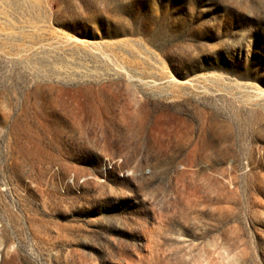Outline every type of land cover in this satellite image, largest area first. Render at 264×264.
I'll use <instances>...</instances> for the list:
<instances>
[{"label":"rangeland","instance_id":"374dc122","mask_svg":"<svg viewBox=\"0 0 264 264\" xmlns=\"http://www.w3.org/2000/svg\"><path fill=\"white\" fill-rule=\"evenodd\" d=\"M0 264H264V0H0Z\"/></svg>","mask_w":264,"mask_h":264}]
</instances>
